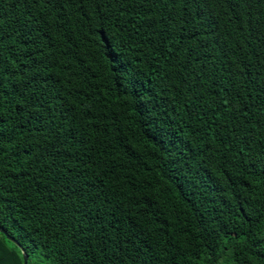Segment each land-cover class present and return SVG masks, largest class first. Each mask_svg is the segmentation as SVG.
<instances>
[{
	"label": "trees",
	"instance_id": "obj_1",
	"mask_svg": "<svg viewBox=\"0 0 264 264\" xmlns=\"http://www.w3.org/2000/svg\"><path fill=\"white\" fill-rule=\"evenodd\" d=\"M0 36L32 81L0 108L28 264H264V0H0Z\"/></svg>",
	"mask_w": 264,
	"mask_h": 264
},
{
	"label": "snow or ice",
	"instance_id": "obj_2",
	"mask_svg": "<svg viewBox=\"0 0 264 264\" xmlns=\"http://www.w3.org/2000/svg\"><path fill=\"white\" fill-rule=\"evenodd\" d=\"M9 37L0 36V44L4 42V40ZM24 65L21 63L17 66L16 69H12L7 62L0 58V108L3 107L4 97H10L12 100H15L16 97L22 96L24 94V89L30 88L32 81L23 80L24 74ZM17 77H21V79H17ZM7 121L0 116V125L6 124ZM3 232V229L0 228V233ZM28 260H31V257H28Z\"/></svg>",
	"mask_w": 264,
	"mask_h": 264
},
{
	"label": "water",
	"instance_id": "obj_3",
	"mask_svg": "<svg viewBox=\"0 0 264 264\" xmlns=\"http://www.w3.org/2000/svg\"><path fill=\"white\" fill-rule=\"evenodd\" d=\"M2 233L5 234L7 236V238H8V240H10L12 243H14L22 251V254L24 256V264H28L29 255L27 254L26 250L17 241H15L13 238H11L9 235H7V233L4 230H3Z\"/></svg>",
	"mask_w": 264,
	"mask_h": 264
},
{
	"label": "rangeland",
	"instance_id": "obj_4",
	"mask_svg": "<svg viewBox=\"0 0 264 264\" xmlns=\"http://www.w3.org/2000/svg\"><path fill=\"white\" fill-rule=\"evenodd\" d=\"M41 264H45V262H42ZM220 264H234L233 257L230 252L224 255Z\"/></svg>",
	"mask_w": 264,
	"mask_h": 264
}]
</instances>
